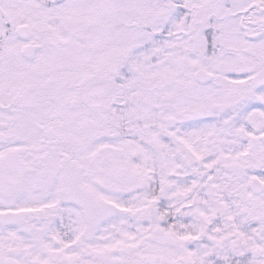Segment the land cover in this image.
I'll return each instance as SVG.
<instances>
[{
  "label": "snow or ice",
  "instance_id": "6c2138e0",
  "mask_svg": "<svg viewBox=\"0 0 264 264\" xmlns=\"http://www.w3.org/2000/svg\"><path fill=\"white\" fill-rule=\"evenodd\" d=\"M0 264H264V0H0Z\"/></svg>",
  "mask_w": 264,
  "mask_h": 264
}]
</instances>
